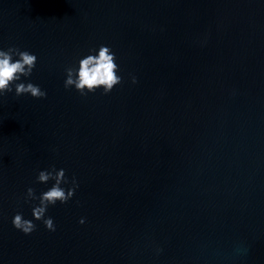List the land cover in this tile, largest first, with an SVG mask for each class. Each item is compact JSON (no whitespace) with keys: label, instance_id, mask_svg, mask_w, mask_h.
I'll return each mask as SVG.
<instances>
[{"label":"water","instance_id":"1","mask_svg":"<svg viewBox=\"0 0 264 264\" xmlns=\"http://www.w3.org/2000/svg\"><path fill=\"white\" fill-rule=\"evenodd\" d=\"M100 45L122 83L65 89ZM12 46L47 95L0 97V264H264V0H0ZM52 166L54 232L25 202Z\"/></svg>","mask_w":264,"mask_h":264},{"label":"clouds","instance_id":"2","mask_svg":"<svg viewBox=\"0 0 264 264\" xmlns=\"http://www.w3.org/2000/svg\"><path fill=\"white\" fill-rule=\"evenodd\" d=\"M90 54L79 59L78 67L71 65L65 68L66 79L64 88H75L81 96H87L89 93H95L98 89H102V94H109L112 89L122 83V77L118 75L120 68L116 63V56L112 49L105 45H100L98 51L90 49ZM37 57L28 50H21L18 47H8L6 50L0 48V97L6 93H12L19 97L30 94L33 98H46L47 93L41 90L40 86L31 82H22L21 78H28L32 75L33 69L36 67ZM131 82L137 83V78L131 76ZM37 182L47 184L54 181L50 188L43 191L39 196L36 195L34 188L29 187L26 191L25 202L36 201L39 203L32 208V216L34 220L41 221L45 228L49 231H55L56 226L50 216H46L49 206H55L57 202L67 204L79 187V184L73 176L71 180L66 177L65 170H57L52 166L50 170L39 171ZM65 188L62 185H69ZM85 221L80 219L79 223ZM12 224L15 229L21 231L25 235L31 234L36 230L37 225L32 221L25 219L22 213L14 215ZM162 249L157 248L156 252Z\"/></svg>","mask_w":264,"mask_h":264}]
</instances>
